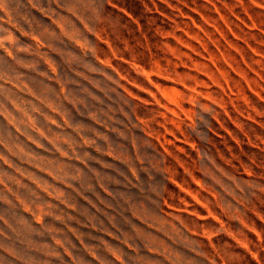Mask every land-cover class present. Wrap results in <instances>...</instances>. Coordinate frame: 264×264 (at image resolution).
Wrapping results in <instances>:
<instances>
[{"label":"rangeland","instance_id":"1","mask_svg":"<svg viewBox=\"0 0 264 264\" xmlns=\"http://www.w3.org/2000/svg\"><path fill=\"white\" fill-rule=\"evenodd\" d=\"M0 264H264V0H0Z\"/></svg>","mask_w":264,"mask_h":264}]
</instances>
